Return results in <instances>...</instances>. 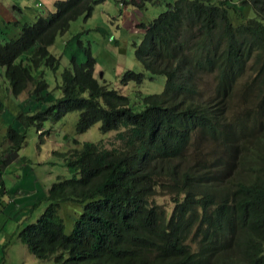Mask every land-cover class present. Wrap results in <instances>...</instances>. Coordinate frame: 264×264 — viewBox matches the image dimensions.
<instances>
[{
    "label": "trees",
    "instance_id": "trees-1",
    "mask_svg": "<svg viewBox=\"0 0 264 264\" xmlns=\"http://www.w3.org/2000/svg\"><path fill=\"white\" fill-rule=\"evenodd\" d=\"M104 1L55 0L54 11L0 40L11 93L49 102L26 115L37 131L71 111L76 133L97 122L102 133L123 129L120 148L85 141L58 153L71 176L50 185L43 212L19 231L21 243L53 264H264V0H116L120 9L165 4L137 25L132 48L144 71L117 74L120 86L163 75L162 91L131 99L97 79L90 43L77 32L68 42L85 61L70 55L57 97L45 70L57 72L61 55L49 48ZM232 14L241 17L236 25ZM7 137L17 156L24 131L8 127ZM159 192L171 195L170 213L151 202ZM62 202L78 206L69 233Z\"/></svg>",
    "mask_w": 264,
    "mask_h": 264
},
{
    "label": "rangeland",
    "instance_id": "rangeland-1",
    "mask_svg": "<svg viewBox=\"0 0 264 264\" xmlns=\"http://www.w3.org/2000/svg\"><path fill=\"white\" fill-rule=\"evenodd\" d=\"M2 1H5L4 5L14 11L15 7H13V4L18 0H12L14 3L10 0ZM54 1L55 0L50 1L48 11L45 9L41 11V13L44 14H42L43 16L54 11ZM125 6L126 4L120 9L116 0H106L95 7L91 17L87 19H84L82 16L78 17L71 22L70 28L66 33L59 34L56 42L49 48V50L56 55H61V66L55 73L50 70H45V78L49 83L48 90H52L57 97L61 95L59 89L53 88L56 84H62L60 73L63 70V67L67 65V63H70L68 62L70 55L76 54V52L79 53L81 48L76 41L69 43L68 39L71 35L81 32L83 42L86 41L90 43L92 56L103 64H96L104 69L103 73L98 72L96 74L99 80L105 79L106 82L110 83L111 86L115 88L118 86L121 89H117L121 93L129 95L131 98H135L136 92L139 91L143 94L160 93L162 91L165 82L163 75H155L153 79H150L146 74V78L141 84L129 82L126 86H120L117 74L122 69H120V67L123 66L124 69H132L138 72L144 71L143 66L134 58L132 42H139L140 39H138V31L133 30L138 29L137 25L139 22H148L157 16L158 13L165 10L166 6L165 4H153L151 2H145L142 6L143 9L141 10L132 4H127L126 8ZM137 11H139V13H136ZM33 12L34 9L32 8L26 9L24 15L25 18H21L19 24L24 23V19H26V22H35L37 17L34 19V17L30 16ZM133 13H136L135 17L138 22L131 16ZM249 14L250 12L248 10L247 15ZM113 17H116L114 21ZM128 18H130V23L129 21H126V28H123L122 19L127 20ZM232 19L235 20L232 23L236 25L239 22L238 19H241V17H236L232 14ZM111 21L113 24H111ZM125 29L128 30V32L124 31ZM110 35L113 36L112 41H108ZM10 38V36L0 35V40L3 42ZM65 45L67 46L65 47ZM78 56L77 59L79 62L85 61L83 53H79ZM95 66L94 68H99ZM209 86L210 81H206L202 87L206 90ZM25 92H22L17 96L12 94L4 70L0 68V166L8 160L6 158L10 155L8 150L5 151V146H11V141L14 142V139H9L7 137L8 127L16 128L25 133V142L21 149L17 151V156L13 150H10L12 151L11 159L25 161V164L16 171V174L19 175L18 181H14L17 179L15 176L13 178L8 177L5 179V182L8 185L13 183L6 195L10 196L15 194L18 190L20 194H23L27 189L28 194L33 196L31 199H36V201H38L31 207L29 206L21 209V211L26 210L24 213L26 212L27 219L24 224L8 220L5 216H0L2 221L0 226L4 227L2 231L3 235L1 236L4 237L6 235V240H3L5 242L4 245H1L0 238V245L3 247L2 250V247L0 246V264H53L50 259L40 260L35 258L31 252H29L28 248L21 243L18 235L22 226L25 224L27 225V223L35 222L47 206L48 201L45 199L43 200V197L47 194L50 185L56 180V177L71 176V173L66 170V167L62 166V159L58 153L68 154L70 151H74L75 148H78L79 145L85 141L99 142L107 148L112 146L120 148L121 145L118 139H116V134L123 129L102 133L99 130L100 124L97 122L85 132L76 133L75 124L78 117V111H71L57 122H52L51 120L44 121L42 128L39 131H43V133L48 131V134L41 136L36 129V125L31 124L29 120L26 119V115L34 114L35 112L32 111L36 110V106L39 107L43 104H48L49 102H42V104H40L30 98L27 99L28 92ZM236 106L237 100L234 99L229 105V110H234ZM8 108H10L9 111ZM226 109L228 108L226 107ZM7 111L9 114L13 113L14 117L11 118L7 114ZM34 123H36V121ZM41 138L43 139L42 143H40ZM198 148L204 152L206 150L205 143L203 141L199 142ZM220 155L221 153L215 155L213 160L220 157ZM35 165H38L39 167ZM13 168L14 166L11 165L7 171L6 168H4L3 171L7 173H10L11 171L14 172ZM2 186H4V183H2V185L0 184V188L3 190L4 188H2ZM151 202L160 205L167 213L171 212L174 205L171 200V195L164 194L163 192H159L152 196ZM16 208L18 209V206ZM59 208V214L64 219L65 232L69 233L72 229L74 220L73 216L75 217V211L78 209V206H75L73 203L62 202L60 203ZM1 255H4V257H1Z\"/></svg>",
    "mask_w": 264,
    "mask_h": 264
},
{
    "label": "crops",
    "instance_id": "crops-1",
    "mask_svg": "<svg viewBox=\"0 0 264 264\" xmlns=\"http://www.w3.org/2000/svg\"><path fill=\"white\" fill-rule=\"evenodd\" d=\"M10 1L12 2V0H10ZM50 1H53V0H18L15 2V4H13V7H15V10L13 11V10H11V8H8L7 6L4 5L5 1L0 0V31H1L0 35L10 36V37L18 36L20 31H21L22 24H23V23L19 24V22H21V18H25L24 15H25L26 9H29V8L34 9V12L31 13L30 16L34 17V19H35L39 15L43 14V13H41V11L43 9L48 11V7L50 6ZM12 3H14V2H12ZM126 6H127V4H126ZM126 6H125V8H126ZM136 13H139V11H137ZM136 13H133L131 16L137 20V18L135 17ZM126 21H129V23H130V18H128L127 20L122 19L123 28L124 27L126 28V25H125ZM23 22L26 23V19H24ZM137 22H138V20H137ZM128 29H129V27H128ZM124 31L128 32V30H126V29ZM133 31L139 32L140 30L136 29ZM96 64H102V63L100 61L96 60L95 65ZM95 67H99V68H94V75L97 78L96 74L98 72L103 73L104 69H102L100 67V65H96ZM121 68H124V66L120 67V69ZM103 80H105V79H103ZM116 88H118L119 90L121 89L118 86ZM9 109L10 108H8V111H9ZM8 111H7V114L11 118H13L14 117L13 113L9 114ZM5 147H6L5 151L8 150L10 155L7 156V158H6L8 160H6L4 162V164L2 166H0L1 167L0 184L2 185V183H4V186H2L4 189L2 190L0 188V216H5L8 220L21 222L24 224L25 220L27 219V215H26V212L24 213V211H26V210L21 211V209H24L25 207H29V206L31 207L35 203H37L38 201H36V199H31V198H33V196L28 194L27 189L25 190V192L23 194H20V192L18 190L15 194H12L10 196L6 195L8 190H10V188L12 187L13 183L8 185V184H6L5 179H7L8 177L13 178L15 176L17 179H15L14 181H18L19 175L16 174V171L23 164H25V161H21V160H17V159H15V160L11 159L12 151H10L11 150L10 145L5 146ZM11 165L14 166V168H13L14 172L11 171L10 173H7V172L3 171L4 168H6V171H7L11 167ZM35 166L39 167L38 165H35ZM17 206H18V209L16 208ZM1 224H2V221L0 219V225ZM3 229H4V227L0 226V238H1V243H2L1 245H4L5 242L3 240H6V235L4 237L1 236V235H3L2 234ZM2 250H3V247H2ZM1 257H4V255H1Z\"/></svg>",
    "mask_w": 264,
    "mask_h": 264
},
{
    "label": "clouds",
    "instance_id": "clouds-1",
    "mask_svg": "<svg viewBox=\"0 0 264 264\" xmlns=\"http://www.w3.org/2000/svg\"><path fill=\"white\" fill-rule=\"evenodd\" d=\"M141 92V91H140ZM126 95V94H125ZM140 95H143V93L141 92ZM129 96V95H128ZM130 97V96H129ZM131 98V97H130ZM132 99V98H131Z\"/></svg>",
    "mask_w": 264,
    "mask_h": 264
}]
</instances>
